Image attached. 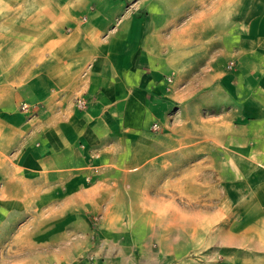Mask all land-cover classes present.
Wrapping results in <instances>:
<instances>
[{
  "label": "crops",
  "instance_id": "crops-1",
  "mask_svg": "<svg viewBox=\"0 0 264 264\" xmlns=\"http://www.w3.org/2000/svg\"><path fill=\"white\" fill-rule=\"evenodd\" d=\"M196 124L264 264V0H0V264H130L131 163Z\"/></svg>",
  "mask_w": 264,
  "mask_h": 264
},
{
  "label": "rangeland",
  "instance_id": "rangeland-1",
  "mask_svg": "<svg viewBox=\"0 0 264 264\" xmlns=\"http://www.w3.org/2000/svg\"><path fill=\"white\" fill-rule=\"evenodd\" d=\"M211 113L203 117L213 118L215 114ZM198 125L181 133L185 139L194 140V146L180 150L178 162L171 161L169 147L156 145L146 162L131 163V171L141 170L146 178L132 180L136 188L131 189L127 212L131 220L127 228L131 232L130 264H232L234 261L244 264L250 261L245 258L244 244L235 248L233 238L235 234L252 233V219L257 211L220 208V202L244 201V196L239 195V187L235 186L234 164L222 163L230 177L220 179L218 146L202 145L209 137L217 139L218 132L210 125L206 130ZM228 150L232 152L233 148ZM98 245V241L92 242L94 250ZM96 260L66 258L64 263L93 264ZM62 262L49 260V264Z\"/></svg>",
  "mask_w": 264,
  "mask_h": 264
},
{
  "label": "built area",
  "instance_id": "built-area-1",
  "mask_svg": "<svg viewBox=\"0 0 264 264\" xmlns=\"http://www.w3.org/2000/svg\"><path fill=\"white\" fill-rule=\"evenodd\" d=\"M233 65V62H230L228 67L231 68V66ZM34 109V107H31L29 106L28 104L26 103H23L21 106H20V110L23 111V112H30ZM153 129H157V125L156 124H153L152 126Z\"/></svg>",
  "mask_w": 264,
  "mask_h": 264
}]
</instances>
